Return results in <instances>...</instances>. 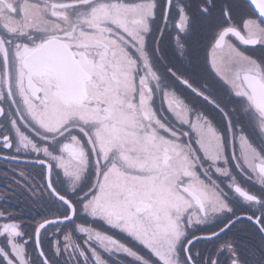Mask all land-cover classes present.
<instances>
[{
	"label": "snow or ice",
	"instance_id": "6c2138e0",
	"mask_svg": "<svg viewBox=\"0 0 264 264\" xmlns=\"http://www.w3.org/2000/svg\"><path fill=\"white\" fill-rule=\"evenodd\" d=\"M0 161V264H264V0H0Z\"/></svg>",
	"mask_w": 264,
	"mask_h": 264
},
{
	"label": "flooded vegetation",
	"instance_id": "af4514ba",
	"mask_svg": "<svg viewBox=\"0 0 264 264\" xmlns=\"http://www.w3.org/2000/svg\"><path fill=\"white\" fill-rule=\"evenodd\" d=\"M11 165H6L3 161H0V207L11 206L12 209H24V223L29 225L33 224V218H38V214L42 213L44 209L42 207H35L29 203H26L22 199H18L16 196H13L10 192L5 190L4 185L7 184L10 175L8 169ZM3 197H8L7 205H5Z\"/></svg>",
	"mask_w": 264,
	"mask_h": 264
}]
</instances>
